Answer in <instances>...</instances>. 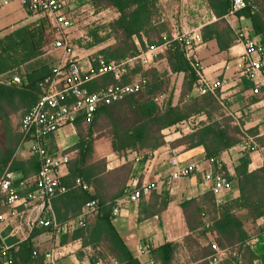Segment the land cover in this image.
I'll return each instance as SVG.
<instances>
[{"label": "trees", "instance_id": "obj_1", "mask_svg": "<svg viewBox=\"0 0 264 264\" xmlns=\"http://www.w3.org/2000/svg\"><path fill=\"white\" fill-rule=\"evenodd\" d=\"M159 1L97 0L99 4L114 9L118 17L109 25L115 44L95 54L94 58L103 55L107 61L123 62L137 55L140 48H145V42L157 46L166 44L167 49L161 57L166 59L171 73L159 74L153 65L148 69L136 65L121 80L108 74L89 83V91L95 92L113 84H127L141 75L148 79L147 86L141 92L112 105L101 106L91 123H87L83 116L77 119L75 125L78 129L83 126L84 133H80L81 140L74 147L79 155L69 163V174L63 179L69 191L54 197L55 199L71 194L75 201L81 203L79 216L61 221L54 213L57 220L61 223H72L68 225V229H75L74 237L82 238L84 246L90 245L99 249L101 256L110 257L118 264H140V261L132 255L113 225V203L99 201L96 195L76 185V181L80 179L82 184L91 188L101 173L100 163L93 164L96 161L94 145L97 140L107 139L116 154L135 152L146 158L165 145L164 130L198 115H205L207 123L201 124L182 141L191 148L203 146L208 160L218 158L222 152L243 144L248 136H258L257 131H243L242 126L232 116L227 115V107L220 99L219 91L214 94L193 95L198 78L178 41L170 36L161 38L156 43L149 40L156 31L157 26L154 24L158 22L161 14ZM243 1L245 8L235 12L234 16L249 20L253 34L264 36V7L260 0ZM206 3L216 21L201 29L202 41H215L220 52H228L239 41L238 33L226 19L233 11V0H206ZM50 28L48 19L42 18L0 39V76L21 67L25 68L22 85L8 87L0 84V177L6 170H20L28 178L25 165L14 158L16 149L22 143V134L20 130L14 129L10 117L20 109L25 111L24 116L36 105L43 93L42 84L58 63L50 67L48 62L41 59ZM101 42L102 39L96 40V44ZM180 73L184 74L181 94L179 103L173 105L174 88L171 75ZM262 74L264 76V68ZM163 95L168 98L156 100ZM16 100L19 104H16ZM255 144L257 149L264 147V136L255 139ZM251 152L253 151L245 153L235 169L234 179L238 181L240 190L238 199L218 205L211 190L205 195L202 204L197 200L182 203L181 208L192 233L185 239L184 245L190 254L194 248L191 245L201 249L198 256L193 258L191 254L187 264H212L210 257L215 254L211 246L213 242L221 250L229 251V255L217 264H255L259 260L248 243L251 230L258 228V220L264 218V168L250 171ZM34 157L30 164L38 174L40 163L38 157ZM221 171L226 179L231 180L224 167ZM91 200L99 202L94 221L87 223L84 219L83 227H75L74 223L82 216L85 204ZM0 202L5 204L1 195ZM207 223H210L209 227L206 226ZM248 225L251 229L247 228ZM34 236L35 232L17 249H8L6 257L2 256L4 247L0 243V264L3 260L9 264H46L45 255H39L35 250L32 243ZM194 236L202 237L208 242L207 246L200 248ZM179 248L178 244L165 243L157 248L149 246V252L156 264H174ZM261 261L264 264V256Z\"/></svg>", "mask_w": 264, "mask_h": 264}, {"label": "crops", "instance_id": "obj_2", "mask_svg": "<svg viewBox=\"0 0 264 264\" xmlns=\"http://www.w3.org/2000/svg\"><path fill=\"white\" fill-rule=\"evenodd\" d=\"M159 5L161 14L158 22L154 24L157 28L149 39L153 43L166 36L175 38L179 34L189 33L193 30L201 31L204 26L216 21L206 0H160ZM39 18L41 17L30 13L18 1H14L6 7L0 6V39L14 32L15 29L34 24ZM226 19L237 33L243 32L250 38L264 42V36L253 34L249 20L238 19L234 14H230ZM113 44H115V40ZM166 49V45L160 46L153 63L159 74L171 73L166 59L161 57ZM244 54L245 47L241 43H237L228 52H220L215 41L203 42L196 51V57L205 66L206 77L212 81H224L219 92L220 99L226 104L227 115L232 116L242 126L243 131H257V138H261L264 136V98L262 93L253 94L255 84L241 72ZM24 71V67H21L0 76V78L11 79L16 75L24 77ZM171 76L172 86H174L173 105H177L184 74H172ZM261 76L258 77L259 80L263 78ZM193 95H198L195 89ZM164 96L166 97V95ZM16 104H19L18 100H16ZM24 112L23 109H20L10 117L16 131L19 130ZM203 123H207V117L198 115L164 130L165 145L150 153L146 158L138 156L135 152H128L124 155L116 154L105 138L95 142L96 161L93 164L100 163L102 169L91 185L89 193L96 195L99 201L108 204L115 203L122 196L126 187L132 183V180H136L139 184L156 183L157 185L156 190L143 195L138 202L123 206L120 213L113 218L116 231L132 255L140 261V264H152L153 259L147 248L149 246L157 248L165 243H174L180 245L179 250L182 253H187L189 250L184 245V241L192 233L188 228L181 205L191 200H197L202 204L205 195L211 191V184L205 181L204 173L212 170V167L206 159L203 146L191 148L182 140L190 136ZM83 130V126L78 129L75 124L66 125L59 132L48 135L44 140L47 153L55 157L62 153H70L72 161L75 160L79 152L74 147L80 142V133H84ZM248 137L253 138L254 142L257 139L252 136ZM174 149L179 151L178 159L182 166L194 167L190 177L174 181L169 179L174 171L171 164L172 150ZM245 153L243 144H239L219 155L218 160L221 166L231 177L229 181L232 183V189L215 195L218 205L240 197L238 181L234 179V176L235 169ZM249 156L251 172L264 168V147L251 152ZM137 157L140 158L139 161H136ZM14 158L23 163L28 170V178H25L20 170L11 172L13 186L19 195L24 197L32 189L30 178L36 175L35 169H32L30 164L35 159L30 152V145L21 143L15 151ZM68 174V167L64 168L62 178L65 179ZM165 204L166 206H164ZM35 205L36 203L23 205L21 202L15 208L18 215L13 216L11 207L0 202V214L8 218L6 222L0 224L2 247L17 249L35 232L32 243L36 252L39 255H46L54 250L55 264H94V250L96 249L90 245L84 246V240L74 237L75 229H68L66 223H64L66 224L65 230L59 235H54L38 224L32 227L31 224L39 219ZM80 205L81 203L74 200V196L68 194L55 198L52 210L61 221H65L80 215ZM43 216L47 217L48 214L44 213ZM94 218L95 214L84 217L87 223H92ZM263 223L264 218L259 219L258 228H261ZM258 241L256 254L260 260H257L255 264L261 261L260 253L264 254V238L260 237ZM207 243L204 240L202 246H207ZM1 264L9 263L3 260ZM46 264L52 263L46 260ZM174 264H178L177 261Z\"/></svg>", "mask_w": 264, "mask_h": 264}, {"label": "built area", "instance_id": "obj_3", "mask_svg": "<svg viewBox=\"0 0 264 264\" xmlns=\"http://www.w3.org/2000/svg\"><path fill=\"white\" fill-rule=\"evenodd\" d=\"M18 1L26 10L47 18L51 28L55 32L56 38L51 46L53 51H60L59 61L53 68L51 75L42 84L43 93L36 105L28 111L21 119L19 130L22 134V144L30 145V152L37 156L40 163L38 174L30 178L32 189L21 197L17 189L13 186V174L6 170L0 177V195L4 197L5 204L12 209L13 216L18 215L17 204L28 205L36 203L35 209L39 219L31 224H36L43 228H48L54 235L61 234L68 225L72 223H61L57 220L52 210V200L57 195L65 194L69 189L64 185L62 170L67 168L72 161L70 153H62L59 156H51L45 148V138L53 133L59 132L66 125H74L80 116L85 118L87 123H91L96 112L101 106L112 105L122 101L130 95L141 92L148 84L145 76H137L127 84H113L95 92L88 89L89 83L93 80L108 74L114 75L116 80H121L136 65L147 66L157 55L160 46L151 45L145 42V48H140L137 55L123 62L107 61L103 55L97 57L82 58L76 53L75 46L68 36V30L74 26V5L78 0H0V6H9L12 2ZM245 8L243 0H233L234 14ZM239 41L245 47V54L242 57L241 72L253 81L255 87L253 94H263L264 98V42L248 37L245 33L239 32ZM173 40L178 41L190 62L192 69L197 75L195 90L198 95L216 93L222 89L224 81L210 80L206 77L203 62L196 57V51L202 45V35L199 30L177 35ZM161 45V46H165ZM263 76L259 80V76ZM261 76V77H262ZM24 77L16 75L11 79L0 78V84L8 87L20 86ZM161 96L158 100H163ZM246 152L256 151L257 146L254 139L248 137L243 143ZM179 151L172 150V167L174 171L169 176L171 181L183 177H190L194 171L193 166H182L179 159ZM140 158H136L139 161ZM212 170L204 173V179L211 184V190L215 195L228 192L232 189V183L221 171V164L218 158L207 160ZM76 185L83 190L89 191L88 185L82 184L81 180L76 181ZM157 189L156 183H137L132 180L122 196L113 203L112 215L117 216L123 206L138 202L143 195ZM99 202L91 200L87 202L83 209V214L75 221V227H83L84 217L98 213ZM47 213L48 216H43ZM43 216V217H40ZM7 217L0 214V224L7 221ZM207 227L210 223H207ZM264 238V223L261 227V234L250 238L249 246L256 253L258 239ZM212 249L215 254L210 257L212 264H217L222 258L229 255L228 250H221L214 242ZM148 251H149V247ZM8 249L4 247L2 256L6 257ZM99 249L94 250L96 262L94 264H118L110 257L99 254ZM54 250L45 255L46 260L55 264ZM152 264H156L152 261Z\"/></svg>", "mask_w": 264, "mask_h": 264}, {"label": "rangeland", "instance_id": "obj_4", "mask_svg": "<svg viewBox=\"0 0 264 264\" xmlns=\"http://www.w3.org/2000/svg\"><path fill=\"white\" fill-rule=\"evenodd\" d=\"M260 4L264 7V0H260ZM117 17L118 14L114 9L99 4L97 0H78L74 5V26L68 30V36L75 46L76 53L85 59L87 57L94 56L95 54H99L108 46L112 45L114 40L110 35L109 25L117 19ZM16 30L17 29L14 31ZM46 37L47 40L44 47V55L41 59L48 62L50 67H53L59 61L60 51H53L51 46L52 42L56 38L55 32L52 28H50L47 32ZM97 39H102V42L100 44H96ZM154 60L155 58H153V60L144 68H150L154 63ZM138 74L141 75L140 73ZM167 98L168 97L166 96L163 100ZM248 227L251 229L250 226ZM260 234L261 228H254L251 237ZM194 239L198 241L197 243L200 248L203 247L202 243H204V239L202 237L194 236ZM191 246L194 247L191 253L194 258L199 255L201 249L199 250L196 245ZM191 254L188 252L182 253L178 249L176 255L177 263L187 264L190 260ZM260 255L261 257L264 256L262 252ZM261 262L262 261H258L257 264H261Z\"/></svg>", "mask_w": 264, "mask_h": 264}]
</instances>
